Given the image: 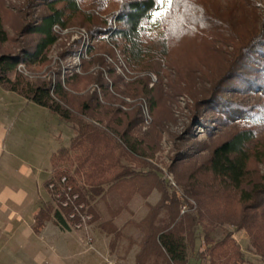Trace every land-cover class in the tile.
<instances>
[{
  "label": "trees",
  "instance_id": "obj_1",
  "mask_svg": "<svg viewBox=\"0 0 264 264\" xmlns=\"http://www.w3.org/2000/svg\"><path fill=\"white\" fill-rule=\"evenodd\" d=\"M112 3L114 9L107 13V0H25L15 12L0 0V85L74 127L70 144L52 155L54 175L46 182L59 207L52 201L43 203L35 217V230L51 219L71 229L80 217L70 215L82 203L87 210L81 211L92 215L91 222L96 221L100 214L95 203L108 194L122 198L125 206L121 210L134 199L147 200L157 190L158 201L148 203L146 215L135 222L140 239L135 264H189L198 241L205 246L196 250V256L209 264H245V252L234 237L242 230L254 253L264 260V119H254L264 106V21L234 32V50L220 73L207 78L208 72H202L209 82L204 91H198V72L178 71V92L193 98L190 124L178 138L191 142L193 127L201 124L211 141L178 147L170 166L177 181L173 188L154 164L162 149L165 124L173 119H163L162 114V78L168 69L173 18L157 15L163 11L160 0ZM9 10L18 18L16 38L7 28ZM203 10L195 9L202 19ZM207 16L217 23L219 35L228 26L235 31L234 22ZM73 23L87 26L93 36L106 40L99 48L90 47L87 66L102 61L105 54L121 51L125 55L130 80L122 88L114 81L117 95L106 83H102L103 98L79 93L83 81L97 79L93 75L52 82L31 80L19 70V66L34 70L46 65L49 49L59 39L58 30ZM10 44L17 48L11 49ZM153 76L159 82L150 86ZM126 97L134 101L128 102ZM144 100L153 115L147 130H143ZM226 128L230 129L214 137V130ZM62 159L70 165L62 168L58 164ZM67 193L78 196L73 204L64 206ZM110 222L111 227L106 222L103 228L117 231Z\"/></svg>",
  "mask_w": 264,
  "mask_h": 264
},
{
  "label": "rangeland",
  "instance_id": "obj_2",
  "mask_svg": "<svg viewBox=\"0 0 264 264\" xmlns=\"http://www.w3.org/2000/svg\"><path fill=\"white\" fill-rule=\"evenodd\" d=\"M2 1L8 8L13 9L11 11L17 12L15 10L16 6L23 5L25 0ZM107 4L105 12L108 13L114 7L112 0H107ZM160 4L163 8L161 17L170 16L173 18L174 23L169 31L171 47L167 58L168 69L162 78L165 95L162 100V105H164L162 109L163 119H167V117L173 119L169 118L170 120H167L165 124L166 132L163 134L162 149L154 158V164L161 169L160 175L171 181L174 188L177 186V181L175 174L170 170V166L174 163L178 147H187L191 143H195L197 146L199 142L211 141L205 126L201 124L193 127L191 142H183L178 138L190 124L189 105L193 103V98L189 94L178 92L181 90L179 88L181 84L178 85L176 82L177 73L181 70L184 72L188 70L198 72L201 76V78H198V74H196L198 91H204L205 86H209L208 76L219 74L222 66L226 64L231 56V52L234 50V32L237 33V31H241V29L250 25H262V21H264V0H173L171 5L165 0L164 3L161 2ZM201 7L205 12L203 19L195 14V9ZM15 12L9 10V22L7 24L9 33L13 38L18 37L19 33L17 32L18 18L14 16ZM207 15L218 17L221 21L234 22L235 31L232 30L231 26H228L227 29H223V35H219L217 33L219 29L217 23L211 22ZM158 31L161 33L163 29L158 28ZM57 33L59 39L50 47L46 65L39 66L34 70L19 66V70L26 77L31 80L45 79L56 82L72 75H93L97 79L83 81L78 86V92L81 94H97L101 98L104 97L102 83H106L110 91L116 94L114 81L120 88L129 82L130 75L126 76L128 71L125 55L121 51H117L115 54H105L102 61L86 65L90 58V47L99 48L101 44L106 42L105 38L93 36V32L87 26L79 23H73L65 29L58 30ZM13 47L17 48L14 45L10 48ZM202 72L204 74L208 72L207 78H202L204 75ZM158 79L157 76H153L150 86L159 82ZM125 100L128 102L134 101L131 97H126ZM142 105L146 119L143 130H147V123L153 120V115L150 113V107L146 100L142 102ZM258 111L259 114L254 119L256 122H261L264 119V106H260ZM228 129L230 128L214 130L216 132L214 137L217 138L223 135ZM0 133L5 134L4 140L7 148L8 146L9 148L15 147L18 153L25 156L29 155L31 162L36 167L42 168L44 171L43 178L46 180L50 174L51 178L54 175L52 154L57 152L59 148L70 144L71 138L74 136V127L49 109L27 100L16 92L6 90L0 85ZM262 134L264 136V133ZM58 164L62 168L70 165L65 159L58 161ZM41 186L43 187V198H49L48 201H52V205L56 208L59 207L58 200L56 201L52 194H48V190L43 183ZM158 195L160 193L155 190L147 200L135 199L136 202L132 200L130 202L134 209L132 212L128 209L129 207L120 210V207L125 205L122 198L117 194H108L105 200H97L95 205L99 210L100 218L92 222L88 220L87 230L86 228L80 229L84 230V238L87 241L92 238L93 242H96V238L101 242H105V238H107L111 243V246H109L110 258H113L115 264H135L136 255L134 253L140 249L139 233L135 222L140 221L146 215L148 203L152 204L158 198ZM110 221L113 222L115 229H118L117 231L109 232L107 230L112 225ZM106 222L109 225L107 229L103 228V225L102 227L99 226ZM71 225L75 228V224ZM225 228L227 230L233 229L230 226ZM100 230L108 234L103 238L98 234ZM234 237L245 252V264H264V260L254 253L250 238L244 230L236 231ZM198 243L199 246H205L202 241H198ZM196 250H198V247H196ZM196 250L192 254L190 264H209L207 260L196 256ZM106 263L108 264V262Z\"/></svg>",
  "mask_w": 264,
  "mask_h": 264
},
{
  "label": "crops",
  "instance_id": "obj_3",
  "mask_svg": "<svg viewBox=\"0 0 264 264\" xmlns=\"http://www.w3.org/2000/svg\"><path fill=\"white\" fill-rule=\"evenodd\" d=\"M4 136L0 133V264H102L106 259L113 260L107 238L105 242L96 238L89 244L84 230L73 226L64 229L53 219L35 230V217L49 200L43 198L41 184L45 187L51 174L45 180L42 168L36 167L29 155L18 153L13 146L7 148ZM159 198L160 195L152 204ZM128 207L134 210L131 203ZM98 234L104 238L108 233L100 230ZM197 247L200 248L198 242Z\"/></svg>",
  "mask_w": 264,
  "mask_h": 264
},
{
  "label": "built area",
  "instance_id": "obj_4",
  "mask_svg": "<svg viewBox=\"0 0 264 264\" xmlns=\"http://www.w3.org/2000/svg\"><path fill=\"white\" fill-rule=\"evenodd\" d=\"M66 178H63V181H65ZM50 187H54V183H51L50 184ZM78 195L74 194V195H71L70 193H67L66 194V199L63 200L62 204L64 206H68L70 203H74V199L77 198ZM57 197H62L61 196V193H58L57 194ZM85 208L86 209V206L84 203L78 205V206H75V209L74 211L72 212V214L70 215L71 218H74L76 216H79L80 217V221H78L76 224H75V228L77 229H82V228H86V230L88 229V223L87 221L91 219V215L88 214L86 211L85 212H82L81 209ZM185 206L183 207V211L185 210ZM88 242L89 244H92L93 243V240L92 238H89L88 239ZM105 262H108V264H115V262L112 260H109V259H106ZM107 264V263H106Z\"/></svg>",
  "mask_w": 264,
  "mask_h": 264
},
{
  "label": "snow or ice",
  "instance_id": "obj_5",
  "mask_svg": "<svg viewBox=\"0 0 264 264\" xmlns=\"http://www.w3.org/2000/svg\"><path fill=\"white\" fill-rule=\"evenodd\" d=\"M161 2L164 3L165 0H161ZM166 2H167L169 5H171L172 2H173V0H166ZM157 15H161V13H160V12H157Z\"/></svg>",
  "mask_w": 264,
  "mask_h": 264
}]
</instances>
